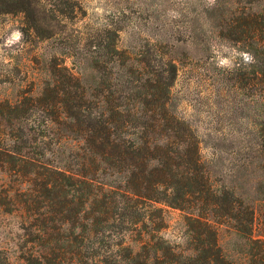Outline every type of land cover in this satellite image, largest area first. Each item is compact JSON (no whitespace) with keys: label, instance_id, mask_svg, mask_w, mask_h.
I'll return each instance as SVG.
<instances>
[{"label":"rangeland","instance_id":"1","mask_svg":"<svg viewBox=\"0 0 264 264\" xmlns=\"http://www.w3.org/2000/svg\"><path fill=\"white\" fill-rule=\"evenodd\" d=\"M20 1L0 0V101L38 95L68 71L91 86L93 110L99 115L108 95H128L129 78H139L134 86L148 77L157 79L160 66L166 68L162 53L163 61L177 65L170 111L196 134L213 183L251 204L257 215L255 234L264 232V72L258 69L264 60L258 53L264 51V0H31L28 8L26 0ZM147 50L148 62L141 61ZM245 53L252 59L245 61ZM132 89L134 94L144 90L145 105L154 106V88ZM130 102L142 106L139 98ZM45 115L35 110L22 123L42 122ZM7 168H0V264L3 259L45 264L42 240L34 239L40 228L35 223L42 220L13 204L29 184L17 187ZM119 205L126 203L121 199ZM165 217L161 235L188 251L185 213L167 207ZM219 233L223 243L235 237L225 226ZM130 237L124 233L126 243ZM109 241L105 238L100 247ZM76 248L61 250L65 259L59 264H100L96 259L105 254V249L98 256L85 247L80 261ZM126 254L124 250L121 264H129Z\"/></svg>","mask_w":264,"mask_h":264},{"label":"trees","instance_id":"2","mask_svg":"<svg viewBox=\"0 0 264 264\" xmlns=\"http://www.w3.org/2000/svg\"><path fill=\"white\" fill-rule=\"evenodd\" d=\"M113 49L117 51L115 43ZM148 53L141 61L148 62ZM163 59L161 53L166 68L160 66L157 79L148 77L134 86L139 78H129L128 95L105 97L99 115L93 110L91 86L66 72V66L58 82L48 83L40 94L0 101V168L8 167L17 187L29 184L13 204L42 220L35 223L40 228L34 239L42 240L45 264L63 262L61 250L77 247L80 257L90 246L98 256L105 249L106 255L95 258L100 264H121L124 250L129 264H264V232L255 234L256 209L211 180L196 134L168 107L177 65ZM258 65L264 72V60ZM132 87L154 88V106L145 105L144 90L134 94ZM136 98L141 107L130 102ZM38 109L46 113L42 122L22 123ZM167 207L185 213L188 251L161 235ZM222 226L235 234L225 243ZM124 233L131 235L127 243ZM108 237L106 247H100ZM1 263L11 264L6 259Z\"/></svg>","mask_w":264,"mask_h":264},{"label":"clouds","instance_id":"3","mask_svg":"<svg viewBox=\"0 0 264 264\" xmlns=\"http://www.w3.org/2000/svg\"><path fill=\"white\" fill-rule=\"evenodd\" d=\"M245 61L251 60V56H249L247 53L243 54Z\"/></svg>","mask_w":264,"mask_h":264}]
</instances>
